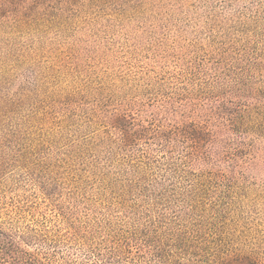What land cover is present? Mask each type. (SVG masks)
<instances>
[{
	"label": "rangeland",
	"instance_id": "374dc122",
	"mask_svg": "<svg viewBox=\"0 0 264 264\" xmlns=\"http://www.w3.org/2000/svg\"><path fill=\"white\" fill-rule=\"evenodd\" d=\"M231 42L234 73L264 63V0H0V226L36 234L21 248L44 264H264V140L222 130L226 157L201 162L181 144L121 147L105 122L240 109L208 87ZM208 164L229 177L195 183Z\"/></svg>",
	"mask_w": 264,
	"mask_h": 264
},
{
	"label": "trees",
	"instance_id": "16d2710c",
	"mask_svg": "<svg viewBox=\"0 0 264 264\" xmlns=\"http://www.w3.org/2000/svg\"><path fill=\"white\" fill-rule=\"evenodd\" d=\"M217 20L219 17L213 16L212 21H209L210 32L217 34ZM216 37H213L215 39ZM234 43H220L214 48L211 53L212 56L217 57L219 61L214 65V71L217 74L216 78L211 80L208 87H211L214 94H217L219 99L223 98L227 94L228 88H232V92H237L242 99L246 101L240 109L236 111L226 112L229 109L225 105L224 100L218 108L210 109L208 114V121H199V116L194 115L196 110L193 111V115L184 116L176 123V125L169 128L159 126L158 129L150 130L149 127L141 123H137L135 119L130 118L122 113H111L107 119L109 129L117 131L119 138V145L121 147H128L135 145L144 140L151 139L153 142H161L162 149L171 152L175 144L184 145L187 148L190 159L200 160L201 162L209 161L214 163L225 158L228 152L226 147L227 141L225 136L221 135L222 130H225L223 134L241 133L246 134L249 138H252L253 149L256 143L260 140H264V87H261L257 81L253 79V73L255 71L264 72V63L258 61H249L244 67H240L237 73H234L232 63L236 64V61L242 62L243 60H236ZM240 65V64H239ZM243 65V63H241ZM236 66V65H235ZM219 68V69H217ZM185 95L186 110L191 106L193 101L189 99V94ZM205 106V105H204ZM191 108V107H190ZM191 111V110H190ZM212 121L216 124L212 125ZM215 144L221 145L219 150H216ZM214 148V149H213ZM253 156V160H254ZM212 164L206 166V170L203 173H197L193 177L195 183H201L204 179L210 177H219L226 179L229 175L225 174L218 169V164ZM130 191L139 190L145 192V190L138 189L137 185H129ZM31 236L21 235L19 232L5 231L0 226V251L5 257L4 261H0V264H44L37 259L33 258L31 253L21 248L23 244H35L40 241L38 236L34 233H30ZM244 263L240 264H258V263Z\"/></svg>",
	"mask_w": 264,
	"mask_h": 264
}]
</instances>
